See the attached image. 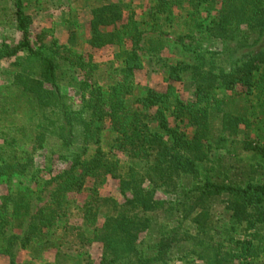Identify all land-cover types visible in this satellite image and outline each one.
Returning <instances> with one entry per match:
<instances>
[{"label":"trees","instance_id":"16d2710c","mask_svg":"<svg viewBox=\"0 0 264 264\" xmlns=\"http://www.w3.org/2000/svg\"><path fill=\"white\" fill-rule=\"evenodd\" d=\"M70 2L83 45L11 0L0 264H264V0Z\"/></svg>","mask_w":264,"mask_h":264},{"label":"rangeland","instance_id":"374dc122","mask_svg":"<svg viewBox=\"0 0 264 264\" xmlns=\"http://www.w3.org/2000/svg\"><path fill=\"white\" fill-rule=\"evenodd\" d=\"M26 15L29 16L32 20V29L35 35L40 37L46 36L45 42L57 41L61 45L68 43L69 35L65 29V22L68 21L69 12L71 13V18H74L76 23V33L79 36V42L83 45V42L86 41L88 37L87 23L90 20V13L88 8H84L81 3L70 2V0H23ZM11 0H0V44L4 41H7L11 44H14L18 41L19 35L14 30L12 22V9L10 7ZM86 52H89L87 48L84 49ZM88 50V51H87ZM96 60L99 63H106L110 60V53L106 50L101 52H96ZM153 64L146 63L145 71L137 76L136 83L142 88L150 87L156 88L157 85L161 82V77L152 72L151 67ZM8 64H0V132L5 130L12 121L8 122L5 119L6 109L9 107L8 97L11 100V94L15 93V90L7 89L9 82L8 76ZM7 78V80H4ZM7 89V90H6ZM181 93L185 94L187 98L190 96L191 89L189 86H179ZM10 120L19 121L18 114H13L10 109ZM22 119V118H21ZM109 141V138H107ZM5 188L0 185V195L3 194ZM108 190L104 188L102 193H106ZM90 253L93 258L99 256L100 250L97 246H94ZM18 260L22 264H27L29 262V257L25 252L18 251L17 253ZM46 256L44 260H47ZM36 264H40L37 262Z\"/></svg>","mask_w":264,"mask_h":264}]
</instances>
